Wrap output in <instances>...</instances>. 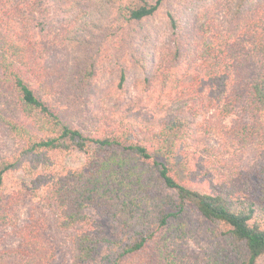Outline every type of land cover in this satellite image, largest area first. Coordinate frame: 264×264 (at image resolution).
I'll use <instances>...</instances> for the list:
<instances>
[{
    "label": "trees",
    "instance_id": "16d2710c",
    "mask_svg": "<svg viewBox=\"0 0 264 264\" xmlns=\"http://www.w3.org/2000/svg\"><path fill=\"white\" fill-rule=\"evenodd\" d=\"M42 1L0 0V132L13 145L0 151V264L56 255L43 220L20 223L5 183L17 169L71 264H259L264 0H58L52 36ZM165 3L168 44L135 46ZM128 81L149 115L123 104ZM74 151L82 165L66 166Z\"/></svg>",
    "mask_w": 264,
    "mask_h": 264
},
{
    "label": "rangeland",
    "instance_id": "374dc122",
    "mask_svg": "<svg viewBox=\"0 0 264 264\" xmlns=\"http://www.w3.org/2000/svg\"><path fill=\"white\" fill-rule=\"evenodd\" d=\"M61 1V0H59ZM58 0H43L42 6L43 15L45 20L43 21V28L47 35L52 36L57 31L60 24V18L64 16L61 7L57 2ZM174 0H171V2ZM167 3H165L154 15L149 18L144 19L139 23L137 27V32H132L133 44L135 46L143 47L142 49L149 48L150 50H160L168 44V35L166 31L165 23V10L167 8ZM151 32V37H146L148 32ZM137 33V34H136ZM143 35V36H142ZM144 37V38H143ZM146 47V48H145ZM126 93L123 95L124 105L129 108L135 106V104L141 105V112H146L148 115L150 110L147 111L145 104V96L136 89H134L128 81L125 84ZM13 145L11 141L7 140L5 137L1 136L0 132V151L2 154H8L12 150ZM84 154L80 151L70 152L69 154H64L62 160L66 166L69 167H79L83 163ZM30 176L27 171L23 169H17L12 171L6 176V188L8 191L17 193V200L19 204L17 206L19 213L20 223H24L30 216L35 218H40L44 222V233L45 241L51 247L55 249L56 255L53 264H71L70 259V240L66 233L57 231L54 228L53 215L52 213L44 209L38 203V199L32 197L27 187L29 185ZM194 185V184H192ZM191 219L199 220L200 217L193 211H190ZM103 224H107L105 221L101 220ZM17 240L9 237L5 241V245H15ZM190 251L197 250L198 247L194 244H189ZM103 249V248H102ZM105 251V250H104ZM104 253V252H103ZM259 264H264V256L259 260Z\"/></svg>",
    "mask_w": 264,
    "mask_h": 264
}]
</instances>
